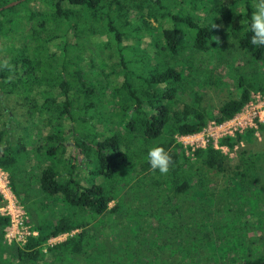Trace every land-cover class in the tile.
<instances>
[{"label":"trees","instance_id":"trees-1","mask_svg":"<svg viewBox=\"0 0 264 264\" xmlns=\"http://www.w3.org/2000/svg\"><path fill=\"white\" fill-rule=\"evenodd\" d=\"M12 1L0 0V169L37 234L21 247L3 244L8 219L0 216V264H264V237L244 229L253 222L264 232V150L245 147L254 130L218 140L235 148L233 158L209 142L191 160L174 138L231 118L251 92H264V47L251 45L248 30L253 0H37L33 8L25 0L4 8ZM216 32L225 45L210 48ZM235 60L251 68L231 75L235 95L213 113L202 97L227 85L215 73ZM7 99L25 109L24 144L1 106ZM32 121L40 127L29 128ZM153 147L172 157L167 175L151 170ZM43 195L48 205L35 201ZM52 206L74 208L83 222Z\"/></svg>","mask_w":264,"mask_h":264},{"label":"built area","instance_id":"built-area-1","mask_svg":"<svg viewBox=\"0 0 264 264\" xmlns=\"http://www.w3.org/2000/svg\"><path fill=\"white\" fill-rule=\"evenodd\" d=\"M258 123L264 124V92L259 91L251 92L248 101L231 118L220 123L209 121L200 133L176 135L174 138L182 145L185 156L191 160L194 158V151L203 149L209 142L214 149L231 158L232 152L226 146L218 145V140L233 137L247 129H253L254 136H257ZM0 197V216L8 219V224L3 229V244L21 247L29 237H34L37 233L27 223V213L11 191L8 173L1 169ZM48 243L52 244V241Z\"/></svg>","mask_w":264,"mask_h":264},{"label":"rangeland","instance_id":"rangeland-1","mask_svg":"<svg viewBox=\"0 0 264 264\" xmlns=\"http://www.w3.org/2000/svg\"><path fill=\"white\" fill-rule=\"evenodd\" d=\"M254 3L255 0L252 1L253 7H254ZM38 6V1L37 0H33L30 2V7H36ZM84 14V13H83ZM220 26L223 24L221 22V20L218 21ZM222 27V26H221ZM218 36L217 32L214 34V36L209 40L208 42V46L210 48H213L216 45V37ZM221 45L224 47L225 43H221ZM226 48V46H225ZM3 43H0V57L3 55ZM230 68H225V67H221L219 71H217L215 73V75H217L219 78L222 79V81H224L225 83H227V85L223 84L221 86H212L208 89L205 90V94L202 97V101H201V105L205 108H207V110L212 111L213 113L215 112L218 104L229 98V96L233 97L235 95V91L233 89V86L231 84V75L239 73L241 71H246V70H250V66H243L239 61L237 62L235 61H230L229 62ZM116 70H118V68H116ZM203 68H199L198 69V73H202ZM79 82V81H78ZM80 84V92L83 93V91L85 90V84L80 80L79 82ZM48 106H55V104H47ZM2 108L4 109V111H9V113L12 115V117H14L12 119V135L15 139L18 140V142H20L21 144L26 143L27 139L25 136L26 133L23 132V130L20 129V127H26L27 124L25 123L26 116H25V109L21 106V105H17L16 101L14 99H7L4 100L3 103L1 104ZM7 117L4 114L0 113V123L4 120H6ZM41 123L32 121L30 125H28L29 128L32 127H40ZM17 125V126H15ZM28 134L34 138L36 135V131H29ZM29 139V138H28ZM245 144L243 143L241 146H244ZM42 146L43 144H34L33 147L30 146V148L33 149H37L36 152H41L42 151ZM48 147H50L48 145ZM245 147L249 148L250 150L253 151H260V150H264V132L261 135L260 133H258L257 136H254V140L251 144L249 145H245ZM235 154V150L233 149L232 151V158L234 157ZM22 165V164H21ZM67 173L65 176H68V170H66ZM77 172L80 175H83L78 169ZM203 179V178H202ZM213 182H217L216 184H220L222 181V178L216 177V181L214 179V177L212 178ZM213 185V184H211ZM31 186H32V190L31 191H35V183L31 182ZM206 186V188H209L208 185L206 184L205 180L203 179L202 181V186ZM17 190H19L17 188ZM22 199H24V196H22L20 198V200L22 201ZM154 199V198H153ZM155 200V199H154ZM35 201H37L39 204L45 203L47 201V205L50 203L49 202V198L48 196H41L40 198L35 199ZM111 205V204H110ZM153 207V211H154ZM166 209H162L161 212H165ZM50 212H54V213H58V215L60 214L61 216L66 217L67 219H71V218H75L77 219L79 222H83V218L82 215L80 213L75 212L74 208H67L65 209L63 206H56L55 208H53V206L50 208ZM255 219L254 222L258 221V217L253 218ZM166 227L169 230H173L174 229V224L173 223H169L168 225H166ZM236 229L238 230L239 227H236ZM247 232V234L254 238V239H259L261 237H264V232H260L258 230L257 224L256 223H248L245 228H244ZM240 230V229H239ZM204 237L208 240H212L213 235L210 232H205L204 233ZM61 241V240H60ZM63 241V240H62ZM1 242H3V237L1 235Z\"/></svg>","mask_w":264,"mask_h":264},{"label":"clouds","instance_id":"clouds-1","mask_svg":"<svg viewBox=\"0 0 264 264\" xmlns=\"http://www.w3.org/2000/svg\"><path fill=\"white\" fill-rule=\"evenodd\" d=\"M248 30L252 34L250 39L251 45L258 48L264 47V0H255L254 10L251 13L248 24ZM216 43L218 45L221 43L219 37H216ZM4 67H9L6 61L4 62ZM147 156L150 168L153 172L158 170L162 175L168 174L173 161L172 157L163 147H153L149 150Z\"/></svg>","mask_w":264,"mask_h":264},{"label":"crops","instance_id":"crops-1","mask_svg":"<svg viewBox=\"0 0 264 264\" xmlns=\"http://www.w3.org/2000/svg\"><path fill=\"white\" fill-rule=\"evenodd\" d=\"M66 218V217H65ZM67 219V218H66ZM31 226V225H30ZM68 234H62V235H59V236H57V237H55V238H51V239H49L48 241H52V244H55V243H59V242H61L62 240H64L65 239V237L67 236ZM61 240V241H60ZM49 244V243H48ZM52 244H50V245H52Z\"/></svg>","mask_w":264,"mask_h":264},{"label":"water","instance_id":"water-1","mask_svg":"<svg viewBox=\"0 0 264 264\" xmlns=\"http://www.w3.org/2000/svg\"><path fill=\"white\" fill-rule=\"evenodd\" d=\"M22 1H25V0H16V1H12V2L6 4V5L4 6V8H9V7L15 6V5H17L19 2H22Z\"/></svg>","mask_w":264,"mask_h":264}]
</instances>
